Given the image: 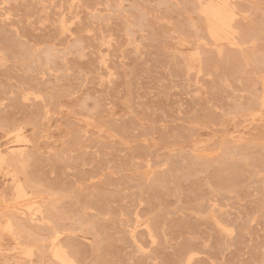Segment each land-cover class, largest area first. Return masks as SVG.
I'll return each mask as SVG.
<instances>
[{"label": "rangeland", "instance_id": "rangeland-1", "mask_svg": "<svg viewBox=\"0 0 264 264\" xmlns=\"http://www.w3.org/2000/svg\"><path fill=\"white\" fill-rule=\"evenodd\" d=\"M33 1L0 0V264H264V0Z\"/></svg>", "mask_w": 264, "mask_h": 264}, {"label": "bare ground", "instance_id": "bare-ground-1", "mask_svg": "<svg viewBox=\"0 0 264 264\" xmlns=\"http://www.w3.org/2000/svg\"><path fill=\"white\" fill-rule=\"evenodd\" d=\"M32 1H33V0H32ZM196 1H197V0H196ZM199 1H200V0H199ZM237 1H238V0H237ZM26 2H27V1H26ZM33 2H34V1H33ZM74 2H75V1H74ZM82 2H83V1H82ZM116 2H117V1H116ZM201 2L203 3V1H201ZM212 2H213V1H212ZM230 2H231V1H230ZM234 2H235V0H233V3H234ZM198 3H199V2H198ZM222 3H223V2H222ZM23 4H25V1H24ZM26 4H27V3H26ZM72 4H73V3H72ZM77 4H78V3H77ZM79 4H80V0H79ZM190 4H193V2L190 3ZM196 4H197V3H196ZM29 5H30V3H28V6H29ZM81 5H82V3H81ZM81 5H80V6H81ZM86 5H87V4H86ZM234 5L236 6V4H234ZM48 6H49V5H48ZM72 6H73V5H72ZM77 6H78V5H77ZM25 7H26V5H25ZM44 7H45V6H44ZM46 7H47V6H46ZM73 7H74V6H73ZM78 7H79V6H78ZM192 7L194 8V4L192 5ZM196 7H197V6H196ZM32 8H33V7H32ZM235 8H237V7H235ZM194 11H195V10H194ZM237 11H238V10H237ZM196 12H197V11H196ZM60 13H61V12H60ZM88 13H89V12H88ZM222 13H223L222 15H225L226 17H227L228 14H229L228 11H226L225 9L222 11ZM64 14H65V13H64ZM73 14H74V13H73ZM75 14H76V12H75ZM95 14H96V12H95ZM198 14H199V13H198ZM90 15H92V14H90ZM93 15H94V13H93ZM73 17H74V16H73ZM92 17H93V16H92ZM202 19H203V18H202ZM234 21H235V20H234ZM67 22H68V21H67ZM233 23H235V22H233ZM64 24H66V22H65ZM234 26H235V25H234ZM204 27H205V26H204ZM213 27H214V26L211 24V25H210V29H211L210 31H211V33H214V34L216 35L217 32H218L219 30H217L216 28H213ZM66 28H67V27H66ZM205 28H206V27H205ZM235 28H237V27H235ZM240 32H241V31H240ZM240 32H238V34H240ZM212 35H213V34H212ZM229 35H230V34H229ZM76 38H77V37H76ZM79 38H80V37H79ZM81 38H82V37H81ZM210 39H211V38H210ZM75 40H76V39H75ZM75 40H74V41H75ZM78 40H79V39L76 40L77 43H78ZM233 40H234V39H233ZM74 41H73V42H74ZM73 42H72V43H73ZM76 42H74V43H75V44H74L75 46H76V44H77ZM79 42H80V41H79ZM79 44H80V43H79ZM231 44H232V43H231ZM80 47H81V45H80ZM77 49H78V48H77ZM79 50H81V49H79ZM48 54H49V53H48ZM48 54L46 53V55H48ZM49 56H50V54H49ZM51 56H52V54H51ZM53 56H54V55H53ZM49 59H50V57H48V60H49ZM235 60H236V59H235ZM201 65H202V64H201ZM201 65H200V66H201ZM201 68H202V67H200V70H201ZM262 70H263V69H262ZM189 72H190V71H189ZM259 76H260V75H259ZM257 81H259V80H257ZM262 90H263V89H262ZM255 100H256V98H255ZM255 104H256V103H255ZM82 107H83V106H82ZM224 149L226 150L227 147H225ZM6 151H7V150H6ZM228 151H229V150H228ZM4 152H5V151H4ZM8 152H9V151H8ZM225 152H226V154H227V150H226ZM225 152H224V153H225ZM228 153H229V152H228ZM6 154H7V153H6ZM229 154H230V153H229ZM26 155H27V154H26ZM201 155H202V154H201ZM8 156H9V155H8ZM11 156H13V155H11ZM14 156H15V155H14ZM195 157H197V155H196ZM195 157H194V158H195ZM198 157H199V155H198ZM17 158H18V157H17ZM24 158H25V157H24ZM26 158H27V157H26ZM9 159H10V158H9ZM11 159H12V158H11ZM185 159H186L185 161H187V158H185ZM195 159H196V158H195ZM21 160H22V159H21ZM25 160H26V159H25ZM8 161H9V160H8ZM19 161H20V160H19ZM191 161H192V158H191ZM20 162H21V161H20ZM193 162H194V161H193ZM15 163H16V162H15ZM22 163H23V162H22ZM191 163H192V162H191ZM17 164H18V163H17ZM20 164H21V163H20ZM23 164H24V163H23ZM23 164H22V165H23ZM187 164H189V162H187ZM192 164H193V163H192ZM192 164H190V165H192ZM160 172H161V171H160ZM161 173H162V172H161ZM161 173H160V174H161ZM161 179H162V177H161ZM161 179H159V180L161 181ZM159 180H156V184H158V183L160 182ZM163 180H164V179H163ZM157 181H159V182H157ZM22 182H23V181H22ZM24 182H25V181H24ZM163 182H164V181H163ZM154 184H155V183H154ZM160 184H163V183L160 182ZM90 185L93 187L94 184H93V185L90 184ZM79 186H80V185H79ZM82 186H83V185H81V187H82ZM17 187H18V186H17ZM24 187H25V184H24ZM26 187H27V185H26ZM37 187H38V186H37ZM39 187H40V186H39ZM39 187H38V188H39ZM46 187H47V186H46ZM86 187H87V185H86ZM40 188H41V187H40ZM42 188H45V187L42 186ZM82 188H83V187H82ZM87 188H88V187H87ZM25 189H26V188H25ZM47 189H48L47 192H46V190H45V192H44L45 194L48 193V191H49V188H47ZM78 189H79V188H78ZM90 189H91V188H90ZM93 189H94V187H93ZM93 189H92V190H93ZM32 190H37V188H36V189L33 188ZM74 190H77V188H74L73 191H74ZM102 190H103V189H102ZM37 191L39 192V190H37ZM89 191H90V190H89ZM100 191H101V190H100ZM104 191H105V189H104ZM104 191H103V192H104ZM53 192H54V191H53ZM55 192H56V191H55ZM74 192L76 193V191H74ZM87 192H88V191H87ZM92 192H93V191H92ZM103 192H102V194H104V193L106 194V192H104V193H103ZM109 192H111V191H109ZM36 193H37V192H36ZM39 193H42V192H39ZM49 193H50V192H49ZM70 193H71V192H70ZM95 193H96V191H95ZM97 193H98V192H97ZM99 193H100V192H99ZM99 193H98V194H99ZM115 193H116V192H115ZM33 194H35V192H34ZM72 194H74V193L72 192ZM80 194H81V193H80ZM84 194H85V193H84ZM84 194L82 193V195H84ZM89 194H90V193H89ZM98 194H97V195H98ZM105 194H104V196H106ZM110 194H111V193H110ZM112 194H114V193H112ZM16 195L18 196V194H16ZM51 195H52V194H51ZM85 195H86V194H85ZM85 195H84V196H85ZM90 195H91V194H90ZM94 195H96V194H94ZM94 195H92V196H94ZM100 195H101V194H100ZM77 196H78V195H77ZM86 196H87V195H86ZM92 196H89V195H88V197H90V198H91ZM102 196H103V195H102ZM102 196H101V197H102ZM45 197L47 198L48 196H44L43 198H45ZM13 198H14V197H13ZM25 198H26V197H25ZM43 198H41V199H43ZM60 198H61V197H60ZM62 198H63V197H62ZM62 198H61V199H62ZM74 198H75V196H74ZM79 198H80V199H79ZM85 198H87V197H85ZM93 198H95V197H93ZM93 198H91V199H93ZM97 198H99V197H97ZM107 198H108V195H107ZM14 199H16V198H14ZM72 199H73V198H72ZM75 199H76V198H75ZM78 199L81 200V195H80V197H78ZM105 199H106V198H105ZM50 200H51V199H50ZM59 200H60V199H58V203H57V204H59ZM70 200H71V199H70ZM87 200H88V199H87ZM89 200H90V199H89ZM98 200H99V199H98ZM100 200H101V199H100ZM108 200H111V199L109 198ZM25 201H26V200H25ZM47 201H48V200H47ZM51 201H52V200H51ZM73 201H74V200H73ZM81 201H82V200H81ZM102 201H103V199H102ZM102 201H100V202H102ZM105 201H106V200H105ZM8 202H9V201H8ZM8 202H7V203H8ZM43 202H44V201H42V203H43ZM70 202H71V201H70ZM85 202H86V200H85ZM85 202H84V203H85ZM88 202H89V201H88ZM88 202H87V203H88ZM93 202L95 203V202H98V201H95V200H94ZM93 202H92V204H93ZM109 202H110V201H109ZM14 203H15V202H14ZM14 203H13V204H14ZM23 203H24V202H23ZM27 203H28V202H27ZM47 203H48V202H47ZM54 203H56V202H54ZM71 203H72V202H71ZM73 203H74V202H73ZM75 203H76V202H75ZM80 203H81V202H80ZM84 203L82 202L81 204H84ZM90 203H91V201H90ZM103 203H104V201H103ZM107 203H108V201L106 202V205H107ZM43 204H44V203H43ZM49 204H50V203H49ZM61 204H62V203H61ZM69 204H70V203H69ZM76 204L79 206L78 201H77ZM99 204H100V203H99ZM18 205H19V204H18ZM59 205H60V204H59ZM59 205H58V206H59ZM71 205H72V204H71ZM90 205H91V204H90ZM94 205H95V204H94ZM44 206H45V205H44ZM44 206H43V210H44ZM52 206H54L53 203H52ZM55 206H56V205H55ZM55 206H54V207H55ZM72 206L74 207L75 204H73ZM81 206H82V205H81ZM100 206H101V205H100ZM103 206H104V205H103ZM12 207H13V206H11V208H12ZM60 207H61V206H60ZM101 207H102V206H101ZM28 208H30V207H28ZM56 208H57V207H55V209H56ZM61 208H62V207H61ZM61 208H59V209H61ZM78 208H80V206H79ZM78 208H77V209H78ZM86 208H87V205H86ZM89 208H90V207H89ZM89 208H88V209H89ZM55 209H53V210H55ZM59 209L57 208L58 211H59ZM62 209H63V208H62ZM72 209H73V208H72ZM81 209H82V207H81ZM88 209H86V212L89 211ZM90 209H91V208H90ZM28 210H29V209H28ZM70 210H71V209H70ZM3 211H4V210H3ZM61 211H62V210H61ZM68 211H69V210H68ZM79 211H80V209H79ZM81 211H82V210H81ZM159 211H160V210H159ZM45 212H46V211H45ZM47 212H48V211H47ZM63 212H64V211H63ZM82 212H83V211H82ZM160 212H161V211H160ZM48 213H49V212H48ZM48 213H47V214H48ZM56 213H57V212H56ZM59 213H60V212H59ZM73 213H74V212H73ZM73 213H72V214H73ZM75 213H76V212H75ZM77 213H78V211H77ZM90 213H91V212H90ZM158 213H159V212H158ZM161 213H162V212H161ZM0 214H1V212H0ZM9 214H10V213H9ZM11 214H12V213H11ZM44 214H45V213H44ZM57 214H58V213H57ZM63 214H64V213H63ZM67 214H68V213H67ZM70 214H71V212H70ZM82 214H83V213H82ZM84 214H85V213H84ZM84 214H83V216H84ZM13 215H14V214H13ZM13 215H12V216H13ZM61 215H62V214H61ZM61 215H59V216H61ZM64 215H65V214H64ZM77 215H79V213H78ZM95 215H96V213H95ZM146 215H147V214H146ZM153 215H155V213H154ZM159 215H160V214H159ZM9 216H10V215H9ZM16 216H17V215H16ZM47 216H48V215H47ZM49 216H50V215H49ZM67 216H68V215H67ZM79 216L82 217L81 214H80ZM85 216H86V214H85ZM92 216H94V213L91 214V217H92ZM139 216H140V215H138V217H139ZM160 216H161V215H160ZM2 217H3V216H2ZM10 217H11V216H10ZM50 217H51V216H50ZM57 217H58V216H57ZM71 217H72V216H71ZM76 217H78V216L75 215V218H76ZM86 217H89V216H86ZM150 217H152V215H150ZM164 217H166V216L164 215L163 218H164ZM23 218H24V217H23ZM43 218H44V217H43ZM45 218H46V217H45ZM54 218H55V217H53V219H54ZM73 218H74V216H73ZM89 218H90V217H89ZM95 218H96V217H95ZM95 218H94L93 220H95ZM163 218H162V220H163ZM20 219L22 220L21 216H20ZM53 219H48V220L51 221V220H53ZM96 219H97V218H96ZM151 219H152V218H151ZM151 219L149 218V220H151ZM155 219H156V217H155ZM157 219H158V218H157ZM11 220H12V219H11ZM21 220H20V221H21ZM57 220H58V219H57ZM59 220H60V219H59ZM61 220H63V219H62V216H61ZM85 220H88V222H89V219H85ZM91 220H92V219H91ZM91 220H90V221H91ZM149 220H148V221H149ZM158 220H159V219H158ZM70 221H71V218H70ZM79 221H81V219H80ZM79 221H78V222H79ZM95 221H98L99 225H97V223H96V225H97L98 228H99V226H100L99 219H98V220H95ZM95 221H92L91 224L94 225L93 222H95ZM156 221H157V220H156ZM164 221H165V220H164ZM164 221H162V222H164ZM18 222H19V221H18ZM18 222H17V223H18ZM22 222H23V221H22ZM22 222H20V223L23 224ZM54 222H55V220H54ZM78 222H77V220H76V223H78ZM88 222L86 221V223H88ZM150 222H151V221H150ZM152 222L155 223V221H152ZM152 222L150 223L151 225H152ZM55 223H56V222H55ZM58 223H59V222H58ZM58 223H57V224H58ZM71 223H72V222H71ZM73 223H74V222H73ZM160 223H161V222H160ZM13 224H14V222H13ZM30 224H31V223H30ZM69 224H70V223H69ZM84 224H85V223H84ZM84 224L82 223V225L85 226V228H87L88 226L86 227V225H84ZM91 224L88 223V225H90V226L93 228V226H92ZM148 224H149V222H148ZM148 224H147V225H148ZM150 224H149V226H151ZM25 225H26V224H25ZM35 225H36V224H35ZM35 225H34V226H35ZM37 225H38V224H37ZM44 225H46V223H45ZM64 225H66V224H64ZM73 225H74V224H73ZM101 225H102V224H101ZM156 225H157V224H156ZM160 225H161V224H160ZM18 226H19V225H18ZM20 226H21V225H20ZM27 226H29V227L32 226L31 228H33V225H27ZM41 226H43V225H41ZM55 226H56V225H55ZM70 226H71V225H70ZM77 226H78L79 228H81V227L79 226V224H77ZM102 226H103V225H102ZM16 227H17V224H16ZM23 227H24V226H23ZM35 227L38 228V226H35ZM56 227H57V226H56ZM56 227H55V228H56ZM75 227H76V226H75ZM78 227H77V228H78ZM91 227H88V229L92 230ZM129 227H131V226H129ZM155 227H156V226H155ZM159 227H160V226H159ZM18 228H19V227H18ZM20 228H22V226H21ZM26 228H27V227H26ZM26 228H25V229H26ZM36 228H35V229H36ZM39 228H40V225H39ZM44 228H45V227H44ZM47 228H48V230H49L50 227H47ZM58 228H59V227H58ZM61 228H62V227H61ZM68 228H69V227H68ZM77 228H74V229H77ZM94 228H95V227H94ZM100 228L102 229V227H100ZM100 228H99V229H100ZM126 228H127V227H126ZM151 228H153V226H151ZM23 229H24V228H23ZM25 229H24V230H25ZM27 229H28V230H26V231L28 232V231H29V228H27ZM35 229H34V232L36 231ZM64 229H65V228H64ZM64 229H63V230H64ZM104 229H105V227H104ZM138 229H140V228H138ZM138 229H137V230H138ZM142 229H143V228H142ZM149 229H150V227H149ZM155 229L157 230V228H155ZM24 230H23V231H24ZM40 230L43 231V228H41ZM48 230L45 228V231H46V232H47ZM58 230H59V229H58ZM78 230H79V229H78ZM97 230H98V229H97ZM122 230H123V229H122ZM124 230H127V229H124ZM143 230H144V229H143ZM143 230H142V231H143ZM156 230H155V232H156ZM30 231H31V229H30ZM50 231H51V230H50ZM50 231H49V232H50ZM71 231H73V230H71ZM74 231H75V230H74ZM76 231H77V230H76ZM98 231H99V230H98ZM98 231H96V232H98ZM100 231H101V230H100ZM139 231H141V230H139ZM145 231H146V230H145ZM24 232H25V231H24ZM32 232H33V231H32ZM49 232H48V233H49ZM52 232H53V231H52ZM62 232H63V231H62ZM85 232H88V230H87V231L85 230ZM91 232H92V231H91ZM96 232H95V233H96ZM136 232H137V231H136ZM153 232H154V231H153ZM155 232H154V233H155ZM25 233H26V232H25ZM35 233H38V232H35ZM40 233H41V232H40ZM40 233H39V234H40ZM48 233H46V234H48ZM103 233H104V231H103ZM145 233H147V232H145ZM27 234H28V233H26V235L24 234L25 237H27L28 235L30 236V232H29L28 235H27ZM46 234H45V235H46ZM49 234H50V233H49ZM104 234L106 235L107 232L104 233ZM135 234H136V233H135ZM135 234H134V237H135ZM139 234H140V233H139ZM24 235H23V236H24ZM33 235H34V234H33ZM42 235H43V232H42ZM51 235H52V234H51ZM51 235H48V237L51 236ZM91 235H93V232H92ZM96 235H98V234L96 233ZM100 235L103 237V235H102L101 232H100ZM107 235H109V234H107ZM124 235H125V234H124ZM126 235H127L128 238H129V235H128L127 233H126ZM137 235H138V234H137ZM140 235H142V234H140ZM151 235H152V234H151ZM94 236H95V235H94ZM101 236H99V237H101ZM144 236H145V235H144ZM144 236H143V238H144ZM155 236H156V235H155ZM96 237H97V236H96ZM102 237H101V238H102ZM104 237H105V236H104ZM145 237H146V236H145ZM29 238L32 239L31 237H29ZM29 238H28V239H29ZM39 238H40V237H39ZM44 238L46 239L47 237L43 235V239H44ZM65 238H66V237H65ZM67 238H68V237H67ZM70 238H71V237H70ZM109 238H110V237H109ZM109 238H108V239H109ZM128 238H127V239H128ZM135 238H136V237H135ZM138 238H139V236H138ZM143 238H142V239H143ZM33 239H34V238H33ZM37 239H38V238H37ZM41 239H42V238H41ZM103 239H104V238H103ZM105 239H107V238H105ZM121 239H122V238H121ZM46 240H47V239H46ZM62 240H63V239H62ZM64 240H66V239H64ZM64 240H63V242H64ZM71 240H74V238H72ZM93 240H95V239L93 238ZM109 240H110V239H109ZM109 240H108V241H109ZM137 240H138V239H137ZM24 241H26V240H24ZM47 241H48V240H47ZM74 241H75V240H74ZM155 241H156V240H155ZM19 242H20V241H19ZM27 242H28V241H27ZM77 242H78V241H77ZM100 242H101V241H100ZM129 242H130V240H129ZM45 243H46V242H45ZM61 243H62V241H61ZM72 243H73V242H72ZM79 243H80V242H79ZM81 243H82V241H81ZM95 244H96V242H95ZM97 244H98V242H97ZM101 244H102V243H101ZM101 244H100V245H101ZM106 244L108 245V243H106ZM38 245H40V244H38ZM41 245H42V244H41ZM41 245H40V247L42 248ZM44 245H45V244H44ZM109 245H110V243H109ZM140 245H141V244H140ZM23 246H24V245H23ZM65 246H66V245L64 244V247H65ZM74 246H75V245H74ZM81 246H83V245L81 244ZM93 246H94V245H93ZM110 246H111V245H110ZM25 247L28 248V246H25ZM40 247H39V248H40ZM67 247H68V249H69V247H70L69 244H68ZM75 247H76V246H75ZM84 247H85V246H84ZM95 247H96V245H95ZM95 247H94V248H95ZM105 247H106V246H105ZM105 247H103V248H105ZM27 248L25 249L26 251H27ZM36 248L38 249L37 246H36ZM41 248H40V249H41ZM45 248H46V246H45ZM28 249H29V248H28ZM40 249H39V251H41ZM68 249H67V251H68ZM98 249H99V248H98ZM23 250H24V249H23ZM34 250H35V249H34ZM67 251H66V252H67ZM70 251H71V249H70ZM34 252H36V250H35ZM41 252H42V251H41ZM75 252H76V251H75ZM98 252H100V249L98 250ZM22 253H23V252H22ZM43 253H46V252H43ZM28 254H30V253H28ZM31 254H32V253H31ZM36 254H37V253H36ZM36 254H35V255H36ZM67 254H68V252H67ZM23 255H24V254H23ZM78 255H79V254H78ZM36 256H37V255H36ZM38 256H39V255H38ZM68 256H70V255H68ZM83 256H85V255H83ZM27 257H28V256H27ZM30 257H31V256H30ZM71 257H72V256H71ZM81 257H82V256H81ZM36 258H37V257H36ZM45 258H46V257H45ZM82 258H83V257H82ZM82 258H81V259H82ZM38 259L40 260V258H38ZM49 259H51V258L49 257ZM77 259H78V258H77ZM98 259H100V258H98ZM26 260H27V259H26ZM53 260H54V259H53ZM74 260H75V259H74ZM100 260H102V259H100ZM100 260H99V262H101ZM104 260H105V258H104ZM50 261H51V260H49V262H50ZM77 261H78V260H77ZM77 261H76V262H77ZM82 261H84V260H82ZM96 261H97V260H96ZM49 262L47 261L48 264H49ZM51 262H52V261H51ZM47 263H46V264H47ZM53 263H55V262H53ZM57 263H58V262H56V264H57ZM77 263H78V262H77ZM80 263L82 264L81 261H80ZM44 264H45V263H44ZM51 264H52V263H51ZM58 264H59V263H58ZM83 264H84V263H83ZM86 264H87V263H86ZM99 264H101V263H99Z\"/></svg>", "mask_w": 264, "mask_h": 264}]
</instances>
